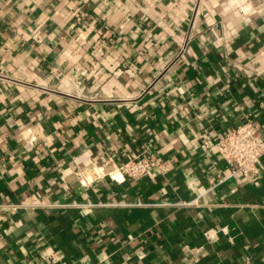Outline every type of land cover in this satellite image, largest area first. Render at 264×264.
Returning <instances> with one entry per match:
<instances>
[{
	"label": "crops",
	"instance_id": "obj_1",
	"mask_svg": "<svg viewBox=\"0 0 264 264\" xmlns=\"http://www.w3.org/2000/svg\"><path fill=\"white\" fill-rule=\"evenodd\" d=\"M263 69L249 0H0V264H264V159L229 176L203 146L249 111L264 135ZM144 150L169 171L68 165Z\"/></svg>",
	"mask_w": 264,
	"mask_h": 264
},
{
	"label": "built area",
	"instance_id": "obj_2",
	"mask_svg": "<svg viewBox=\"0 0 264 264\" xmlns=\"http://www.w3.org/2000/svg\"><path fill=\"white\" fill-rule=\"evenodd\" d=\"M249 3L255 11H259L264 7V0H249ZM211 30L216 33V27L212 26ZM187 43V42H186ZM186 45L184 46V48ZM252 65L257 64V59L250 60ZM254 68V67H253ZM264 70V69H263ZM260 72H263L262 70ZM260 108L264 106L263 102L259 103ZM245 121L237 126L229 129L225 134L215 140L207 133L203 139V146L206 150L215 148L217 153L227 163L230 175H239L243 178H255L259 176L263 168L264 159V135L261 122L255 118L254 112H248L245 115ZM81 156H87L84 152ZM69 168L75 174L79 182L85 186L91 184L92 177L88 175L89 168L103 167L108 169V175L112 180L117 182L124 181L127 178L138 179L143 176L152 174L155 168L161 172L169 171L167 163L158 159L153 154L144 150L121 163H117L115 154H110L101 164L94 161L81 162L78 158L71 160ZM229 176H218L211 179L210 184L216 187L224 182ZM18 204H0V220L5 218L2 211L14 213L19 209ZM225 230L226 228L222 227ZM218 230H206L204 235L207 238L217 235ZM203 247H194L190 249L189 261L196 264L199 260V253H202ZM60 258L58 251H51L41 256L35 261H28L25 264H49Z\"/></svg>",
	"mask_w": 264,
	"mask_h": 264
}]
</instances>
